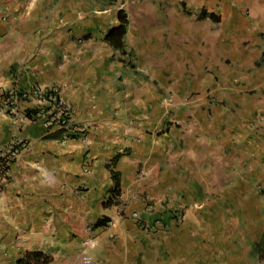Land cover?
<instances>
[{"label":"crops","instance_id":"crops-1","mask_svg":"<svg viewBox=\"0 0 264 264\" xmlns=\"http://www.w3.org/2000/svg\"><path fill=\"white\" fill-rule=\"evenodd\" d=\"M154 1L155 28L183 40H124L135 54L129 68L133 58L103 40L116 24L111 6L0 0V149L26 146L0 180V264L33 251L49 264L255 260L264 240V0ZM201 11L217 20L198 19ZM34 86L55 89L83 132L64 141L43 119L28 120L32 104L13 91ZM116 155L120 204L106 206Z\"/></svg>","mask_w":264,"mask_h":264},{"label":"trees","instance_id":"trees-1","mask_svg":"<svg viewBox=\"0 0 264 264\" xmlns=\"http://www.w3.org/2000/svg\"><path fill=\"white\" fill-rule=\"evenodd\" d=\"M110 5L115 3L117 0H107ZM185 14L188 15V13L185 11ZM198 19H203V18H209L210 20L216 21L217 18L213 14H205L203 11H201L197 15ZM128 28V19L126 16V13L123 10H119L116 15V24L111 27L106 34L104 35L103 40L109 47L114 49L115 51L119 52L121 57H125L127 52L124 50V39L126 36ZM121 61L124 62V60L121 59ZM129 67L133 66L131 64H127ZM38 110H27L25 112V117L30 120L34 121L36 119H39V114ZM62 131V129H59V133ZM51 138H56L60 137L59 134H55L53 136H50ZM4 149H0V180L2 179H7V173L10 170L11 165L15 161L10 160L9 154H3ZM120 158L119 155H116L112 158L110 161V164L107 166V169H109L111 176H112V181H113V189L110 197L108 200L105 202L106 206H111V205H119L120 204V174L116 171H114V166L118 159ZM100 224V223H99ZM97 226H100V225ZM261 243L263 242H258L254 245L252 254L253 256H257L260 259L264 258V252L260 254V248H261ZM51 262V259L48 255L39 252V251H33V252H24L20 257L16 259L14 264H49Z\"/></svg>","mask_w":264,"mask_h":264},{"label":"rangeland","instance_id":"rangeland-1","mask_svg":"<svg viewBox=\"0 0 264 264\" xmlns=\"http://www.w3.org/2000/svg\"><path fill=\"white\" fill-rule=\"evenodd\" d=\"M96 4L99 8L111 6V13L115 19L119 10H123L126 13L128 28L124 40H183L184 33L176 30L170 32L168 29L155 28L159 17L157 13L153 11V8L155 9L157 7V2L154 0H117L112 5H110L107 0H97ZM193 21L194 18H191L190 22H192V24ZM177 22H179L178 19ZM197 34L198 33L194 32V30H189L187 34L189 37L188 40H195ZM128 55L129 59L132 57L134 60L133 63L128 60V64H131L133 68H135L136 60L134 52H129ZM149 77L145 76L143 78L144 82H148ZM193 97H195V95L190 94L186 98L190 100ZM258 242H263L260 248V254H262L264 252V240L261 238ZM254 257L255 260L253 261L250 259L249 261L252 263L247 264H264V258L260 259L257 256Z\"/></svg>","mask_w":264,"mask_h":264},{"label":"built area","instance_id":"built-area-1","mask_svg":"<svg viewBox=\"0 0 264 264\" xmlns=\"http://www.w3.org/2000/svg\"><path fill=\"white\" fill-rule=\"evenodd\" d=\"M5 19V17L3 18ZM0 94H4L0 91ZM12 99L17 102L21 100L26 104H32V107L28 110H38L39 119H43L46 124L57 129H62L65 132L64 141L71 137H75L78 133L83 132L75 129L71 126L72 111L66 106V104L60 99L57 92L53 88H43L40 86H34L29 91L21 92L19 90L13 91ZM8 103V101H4ZM25 143L15 140L12 141L7 147L3 148V154H9L10 160H15L20 152L25 148ZM3 180V179H2ZM183 216L180 212L176 214V221L181 222ZM110 226H114L112 222ZM146 228V226H143ZM151 228H148L150 230ZM61 264H90L89 260H84L81 263L77 262H64Z\"/></svg>","mask_w":264,"mask_h":264}]
</instances>
